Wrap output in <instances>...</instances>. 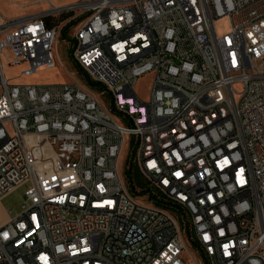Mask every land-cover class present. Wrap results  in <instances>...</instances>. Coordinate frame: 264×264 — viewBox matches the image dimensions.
Wrapping results in <instances>:
<instances>
[{"label": "built area", "instance_id": "obj_1", "mask_svg": "<svg viewBox=\"0 0 264 264\" xmlns=\"http://www.w3.org/2000/svg\"><path fill=\"white\" fill-rule=\"evenodd\" d=\"M43 1L0 14V197L28 182L0 226V264H187L189 250L197 264H264V0ZM67 12L82 16L71 58L108 104L75 81L3 72L2 58L20 75L53 68ZM125 142L144 193L119 171Z\"/></svg>", "mask_w": 264, "mask_h": 264}, {"label": "rangeland", "instance_id": "obj_2", "mask_svg": "<svg viewBox=\"0 0 264 264\" xmlns=\"http://www.w3.org/2000/svg\"><path fill=\"white\" fill-rule=\"evenodd\" d=\"M54 6H63L73 4L81 0H49ZM48 5L43 0H0V14L8 19L23 18L26 16L39 14ZM74 12H67L60 14L54 21L63 24L59 38L56 40L53 52L55 66L53 68L41 67L37 72L31 75H20L23 68L22 64L9 65L6 63L5 58H2L3 72L6 78H9L13 83H60L75 81L83 86L95 96L99 97L108 104L106 96L101 95L96 90L90 89L85 83V77L77 71V68L71 58V43L72 35L75 31L77 22L82 18L81 15L74 16ZM74 16V17H73ZM68 20V21H67ZM216 28L219 33L225 31V19H219L216 23ZM65 30V33L63 31ZM9 53L8 49L5 50ZM11 58V57H10ZM154 73L152 71L146 72L138 77L135 84V91L142 99H148L151 83ZM130 157L129 143L125 142L122 152L118 159V168L122 175L125 173L126 163ZM28 185L25 181L16 188L0 197V226L3 225L11 216L8 210L11 209L13 213L20 210V203L23 199V193ZM146 202V199H142ZM187 264H197L194 254L187 252L184 254Z\"/></svg>", "mask_w": 264, "mask_h": 264}, {"label": "trees", "instance_id": "obj_3", "mask_svg": "<svg viewBox=\"0 0 264 264\" xmlns=\"http://www.w3.org/2000/svg\"><path fill=\"white\" fill-rule=\"evenodd\" d=\"M63 33H65V30L63 31ZM75 66H76V64H75ZM76 68H77V71L82 74V71L77 66H76ZM84 77H85V83L90 89L96 90L98 92L103 91L104 87H103L102 84H100V83H98L96 81L90 80L86 76H84ZM109 107H110L111 111L113 113H115V109H114L112 103H109ZM125 176H126V180H127V183H128L129 190L132 191V193H137V192H135V190L138 187H140L141 189L143 187H145L146 189L149 188L148 185H147V181L144 180V178L141 176V174L139 173L136 165L132 161L131 157H129V159H128L127 163H126ZM141 191H142L141 193H144L146 190L142 189ZM156 195H157V193L151 190L149 199L154 204L159 205L160 202L155 200L156 199L155 198ZM193 246L197 247V245L195 243H193Z\"/></svg>", "mask_w": 264, "mask_h": 264}]
</instances>
